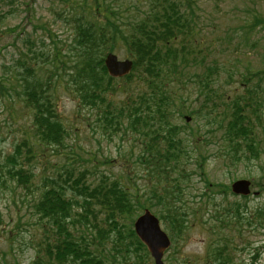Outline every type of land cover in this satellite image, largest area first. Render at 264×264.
<instances>
[{"label":"trees","instance_id":"obj_1","mask_svg":"<svg viewBox=\"0 0 264 264\" xmlns=\"http://www.w3.org/2000/svg\"><path fill=\"white\" fill-rule=\"evenodd\" d=\"M62 4L63 13L76 16L71 43L65 50L55 47L50 53L42 41L37 47L27 40L32 63H21L23 77L15 72L9 81L11 90L21 88V101L15 92L11 103L20 102V112L23 110L29 125L4 156L0 172L6 180L35 193L31 218L39 224L42 242L30 264H149L152 259L132 224L143 210L153 212V206L172 248L189 230L204 225L209 235L204 240L202 264H237V246L247 240L246 233L264 229V207L248 210L236 200L229 201L227 185L206 179L205 153L192 127L173 120L176 115L203 114L212 125L208 132H221V158L230 169L258 160L263 150L255 120L261 100L258 89L264 84L257 82H264V70L252 72L245 66L242 73L227 71L229 81L239 76V87L228 97L219 84L223 68L217 58L205 64L201 50L194 54L202 46L192 43L197 24L192 0L129 1L136 9L146 7L139 15L130 10L125 14V3L119 0H63ZM78 9L82 12L77 13ZM240 27L245 36L263 34L264 16L257 10ZM119 47L133 67L127 76L116 79L108 75L104 58ZM191 67L198 68L192 85L186 81ZM121 81L133 82L138 91L127 92L126 84L119 86ZM193 84L197 85L195 100L202 98L201 107L184 113L182 95L189 99L193 93L183 92L196 87ZM58 89L69 94L75 112L88 126L83 111L94 114L99 120L96 128L108 133L110 140L129 133L134 141L129 155L134 161H127L125 177L111 179L110 174L100 173L98 182L90 181V176L97 178L99 163L94 160L91 170L69 146L77 129L59 111ZM191 163L192 172L204 182L196 204L185 195L190 182L186 165ZM38 165L41 173L36 171ZM47 169L50 175L44 173ZM127 169L133 171V177H128ZM139 178L145 180L141 196L136 191L141 188ZM216 196L223 197L221 203Z\"/></svg>","mask_w":264,"mask_h":264},{"label":"rangeland","instance_id":"obj_2","mask_svg":"<svg viewBox=\"0 0 264 264\" xmlns=\"http://www.w3.org/2000/svg\"><path fill=\"white\" fill-rule=\"evenodd\" d=\"M28 1L30 0H0V18L4 17L0 21V163L4 156L12 150L13 144L22 139L23 128L29 125L23 110L20 112V102L15 100L18 102L16 105L11 103L15 92L21 101V88L11 90L9 87V81L15 72L23 77L24 68L21 63H25V66L32 63L29 60L31 54L29 52L30 44L27 40L34 42L37 47L42 41L45 45L44 49L52 53L55 47H62L65 50L74 36L71 27L75 24L76 16H68L67 12H62L64 9L63 0H32L29 3ZM76 1L79 2L80 0ZM119 1L125 3L122 9L125 14L130 10L139 15L146 8L142 5L136 9L135 4H128L129 1L133 3L134 0ZM192 1L197 17L192 43L194 47L198 44L202 46L195 50L194 54H198V51L201 50L205 64H211L212 58H217L220 62V68L226 69L220 70L222 74L219 83L221 90L228 97H232L233 91L239 87L237 80L239 76H235L233 80L229 81L226 79L227 71L230 73L240 70L239 72L242 73L245 66H250L252 72L264 70V33L260 35L252 33L245 36V31L240 27L243 22L248 21V18H252L257 10L264 16V0ZM26 4H29L28 7ZM131 7L135 9H131ZM10 9L13 10L12 13L7 14ZM81 12L82 9L77 10V13ZM27 14L32 16L31 20L28 19ZM209 45L213 46L216 51H212V47ZM113 53L119 59L127 58L122 47L115 48ZM207 53H210V56H205ZM18 61L19 63H17ZM47 68L48 66H46ZM197 69L196 67L189 69L187 74L189 81L186 80L188 84L194 83V72ZM17 76V80H19L21 77ZM40 77L44 78V76ZM257 83L264 84V82ZM125 84L126 89H129L127 92L134 93L139 89L135 88L133 82H119L120 87L125 86ZM261 87L258 89V98H261L260 104L257 105L256 115L258 119L255 120L257 136L263 150L258 160L243 162L230 169L226 166L228 161L221 158L224 154L219 148L221 143L218 136L221 135V132L216 131V129L208 132L212 125L207 124L203 114L196 117L185 114L186 117L190 118L187 123L183 116L176 115L173 120L177 125L188 124L191 126L194 130V136L199 138V147L206 157L203 166L206 179L212 183L228 186L238 179H248L252 182L251 194L248 199L243 200L231 193L228 196L229 201L236 200L240 205H245L248 210L264 207V86ZM196 89L197 85L182 92L186 95L188 92H195ZM57 93L59 111L64 115L67 124L71 128L77 129L71 136L69 146L82 156L91 170L96 165L94 160L99 163L97 164V178L90 176V181L98 182L100 173L110 174L111 179L125 177L127 161H134V156L130 157L129 155L134 145L129 133L125 132V136L123 133H119L110 140L108 133L105 134L100 128H96L99 125V120L94 114H85L86 110L83 111V116L88 117L90 125L88 126L85 121L80 119L79 113L75 112L69 94L63 89H58ZM182 98L185 100L181 105L184 113L189 110L195 111L201 107L202 98H200V102H197L194 93L189 99L183 95ZM10 106L13 108L11 109ZM212 132H214V136ZM79 148L83 152L79 151ZM49 159L55 160L50 156ZM106 160L113 162L111 165H105L103 163ZM193 168L192 163L186 165L190 174V182L185 195L189 202L196 204L200 201L204 182L192 172ZM36 171L41 173L42 167L38 165ZM132 172L131 169H127L129 178L134 176ZM44 173L50 175L51 171L47 169ZM35 182L38 183L39 180L37 179ZM144 183L143 178L137 180V184L141 186L139 190L136 189L139 196L142 195L143 191L145 193ZM253 192L256 194H252ZM34 197V192L23 190L15 182L6 180L3 172H0V264H30L31 258L35 256L34 252L42 240L39 224L34 217L31 218L32 209L30 205H33L31 199ZM216 198L221 203L223 197L216 196ZM156 211H158L157 208L153 206V212L156 213ZM161 227L166 231L162 221ZM207 228L203 225L189 230L183 240L179 241L174 248L172 245L165 252L163 263L202 264L201 260L205 251L204 240L209 235ZM245 238L247 240L243 241V245L237 246V264H264V229L260 232L249 231ZM31 243H34L33 246ZM149 264H153V261L150 260Z\"/></svg>","mask_w":264,"mask_h":264},{"label":"water","instance_id":"obj_3","mask_svg":"<svg viewBox=\"0 0 264 264\" xmlns=\"http://www.w3.org/2000/svg\"><path fill=\"white\" fill-rule=\"evenodd\" d=\"M108 74L111 77H122L129 73L132 63L129 60L120 61L113 54H108L104 61ZM186 120H189L187 118ZM249 181L238 180L232 183L231 190L236 195L249 194ZM134 231L141 242L147 247L154 264H163L162 256L169 247L170 240L159 226V221L148 210H145L134 222Z\"/></svg>","mask_w":264,"mask_h":264}]
</instances>
